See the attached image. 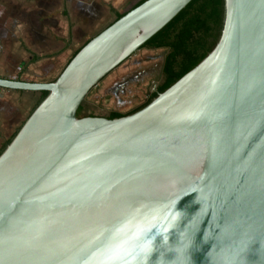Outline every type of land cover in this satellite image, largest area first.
<instances>
[{
  "label": "water",
  "instance_id": "1",
  "mask_svg": "<svg viewBox=\"0 0 264 264\" xmlns=\"http://www.w3.org/2000/svg\"><path fill=\"white\" fill-rule=\"evenodd\" d=\"M190 1L144 0L52 81L0 77L47 92L0 153V264H264V0H223L213 47L144 106L76 115Z\"/></svg>",
  "mask_w": 264,
  "mask_h": 264
},
{
  "label": "crops",
  "instance_id": "2",
  "mask_svg": "<svg viewBox=\"0 0 264 264\" xmlns=\"http://www.w3.org/2000/svg\"><path fill=\"white\" fill-rule=\"evenodd\" d=\"M140 1L0 0V77L54 80L79 47L111 24L116 14ZM39 95L0 88V147L23 123Z\"/></svg>",
  "mask_w": 264,
  "mask_h": 264
},
{
  "label": "trees",
  "instance_id": "3",
  "mask_svg": "<svg viewBox=\"0 0 264 264\" xmlns=\"http://www.w3.org/2000/svg\"><path fill=\"white\" fill-rule=\"evenodd\" d=\"M143 1L141 0L135 6ZM123 14H116L115 20ZM223 14V0H191L173 19L141 46V48H162L166 49L167 52L164 54L161 81L156 91L151 92L145 102L132 111L147 104L158 92H162L169 87L183 74L193 68L210 51L219 37ZM81 47L72 54L71 58ZM46 94L47 92L40 93L34 107ZM81 110L82 105L79 106L76 113L79 117L81 116ZM124 114L127 113L111 111L107 117L115 118ZM16 131L7 142L1 145L0 153Z\"/></svg>",
  "mask_w": 264,
  "mask_h": 264
},
{
  "label": "rangeland",
  "instance_id": "4",
  "mask_svg": "<svg viewBox=\"0 0 264 264\" xmlns=\"http://www.w3.org/2000/svg\"><path fill=\"white\" fill-rule=\"evenodd\" d=\"M146 51L139 49L99 81L86 95L81 116H107L111 111L128 113L142 105L153 84L161 81L160 65L167 52L162 48ZM149 62H153L150 68Z\"/></svg>",
  "mask_w": 264,
  "mask_h": 264
},
{
  "label": "flooded vegetation",
  "instance_id": "5",
  "mask_svg": "<svg viewBox=\"0 0 264 264\" xmlns=\"http://www.w3.org/2000/svg\"><path fill=\"white\" fill-rule=\"evenodd\" d=\"M148 96H149V95H148ZM148 96H147V97H148Z\"/></svg>",
  "mask_w": 264,
  "mask_h": 264
}]
</instances>
